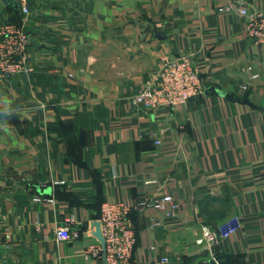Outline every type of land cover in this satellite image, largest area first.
I'll list each match as a JSON object with an SVG mask.
<instances>
[{"label": "crops", "instance_id": "crops-1", "mask_svg": "<svg viewBox=\"0 0 264 264\" xmlns=\"http://www.w3.org/2000/svg\"><path fill=\"white\" fill-rule=\"evenodd\" d=\"M228 1L28 0L32 70L0 82V264H103L82 253L101 243L102 203L164 193L180 215L151 227L162 211L131 213L134 264H197L202 225L233 215L243 227L215 253L264 264V45L220 11ZM9 3L0 23L19 21ZM185 53L205 93L176 109L135 105L162 63ZM164 127L156 144L149 133ZM70 214L81 238L57 240Z\"/></svg>", "mask_w": 264, "mask_h": 264}, {"label": "built area", "instance_id": "built-area-1", "mask_svg": "<svg viewBox=\"0 0 264 264\" xmlns=\"http://www.w3.org/2000/svg\"><path fill=\"white\" fill-rule=\"evenodd\" d=\"M23 14L20 23L4 21L0 23V82L20 73L32 70L30 66V33L27 22L31 15L28 0H16ZM220 11H229L245 22V32L256 45H264V11L252 7L250 0H229L220 7ZM201 67L193 53H185L167 58L153 78L144 83L133 95V103L151 111L176 109L188 103L193 97L205 93L206 84ZM168 127L152 130L149 134L156 144L162 143V133ZM155 181L148 179L146 182ZM41 200L42 197H36ZM44 199V198H43ZM51 201L52 199H46ZM160 210L162 216L149 215L151 227L163 225L168 219L180 215V202L172 193L155 197L130 200L109 199L102 203L100 225L105 239V250L101 243L89 244L82 251L85 257H102L106 253L107 264H134L137 243V229L131 217L134 210L144 211L148 208ZM79 223V222H78ZM75 215H66L63 223L55 229L57 240H74L81 238V230L76 226ZM243 227L240 215H233L214 226L202 225V232L197 243L203 246L207 263L210 257H216L214 249L225 240L235 235ZM9 228H6V231ZM154 249V246L150 247ZM152 264H166L168 256L151 257Z\"/></svg>", "mask_w": 264, "mask_h": 264}, {"label": "water", "instance_id": "water-1", "mask_svg": "<svg viewBox=\"0 0 264 264\" xmlns=\"http://www.w3.org/2000/svg\"><path fill=\"white\" fill-rule=\"evenodd\" d=\"M99 225H100V222H99ZM99 228H100L99 237L101 240V244L103 245V249L105 250V239L101 231V225ZM203 255H205V253ZM102 259H103V264H107L105 252H103ZM229 263H230V253H222V254L217 255L215 258L210 257L207 263L199 262L197 264H229Z\"/></svg>", "mask_w": 264, "mask_h": 264}, {"label": "trees", "instance_id": "trees-1", "mask_svg": "<svg viewBox=\"0 0 264 264\" xmlns=\"http://www.w3.org/2000/svg\"><path fill=\"white\" fill-rule=\"evenodd\" d=\"M9 2H10L9 4H10L11 7H12V8H11V9H12L11 13H13V14L17 13V14L20 16L19 21H16V22L20 23L23 14H22L21 11H20L19 3L16 2V1H14V0H9ZM13 21H14V20H13Z\"/></svg>", "mask_w": 264, "mask_h": 264}, {"label": "clouds", "instance_id": "clouds-1", "mask_svg": "<svg viewBox=\"0 0 264 264\" xmlns=\"http://www.w3.org/2000/svg\"><path fill=\"white\" fill-rule=\"evenodd\" d=\"M10 114H11L10 110H9V111H4V112L2 113V115H4V116H8V115H10Z\"/></svg>", "mask_w": 264, "mask_h": 264}, {"label": "rangeland", "instance_id": "rangeland-1", "mask_svg": "<svg viewBox=\"0 0 264 264\" xmlns=\"http://www.w3.org/2000/svg\"><path fill=\"white\" fill-rule=\"evenodd\" d=\"M14 1H16V0H14ZM17 2V1H16Z\"/></svg>", "mask_w": 264, "mask_h": 264}]
</instances>
